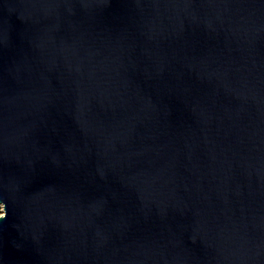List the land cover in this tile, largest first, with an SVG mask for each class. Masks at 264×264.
Listing matches in <instances>:
<instances>
[{
	"label": "water",
	"instance_id": "water-1",
	"mask_svg": "<svg viewBox=\"0 0 264 264\" xmlns=\"http://www.w3.org/2000/svg\"><path fill=\"white\" fill-rule=\"evenodd\" d=\"M0 264H264V0H0Z\"/></svg>",
	"mask_w": 264,
	"mask_h": 264
},
{
	"label": "rangeland",
	"instance_id": "rangeland-1",
	"mask_svg": "<svg viewBox=\"0 0 264 264\" xmlns=\"http://www.w3.org/2000/svg\"><path fill=\"white\" fill-rule=\"evenodd\" d=\"M3 208L0 206V217L3 216Z\"/></svg>",
	"mask_w": 264,
	"mask_h": 264
}]
</instances>
